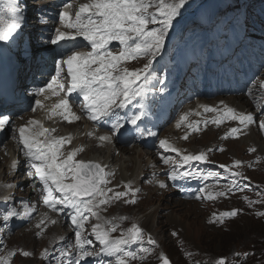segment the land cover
<instances>
[{"label": "snow or ice", "instance_id": "6c2138e0", "mask_svg": "<svg viewBox=\"0 0 264 264\" xmlns=\"http://www.w3.org/2000/svg\"><path fill=\"white\" fill-rule=\"evenodd\" d=\"M0 3L5 5V12L14 17L9 20L4 14H0V41L7 42L21 28L23 17L14 0H0ZM186 3L187 0H89L88 3L80 4L74 13L67 10L60 12L59 21L68 31L57 28L55 38L50 43H73L72 48L66 49L70 54L63 57L56 65V74L51 77L46 87L40 88L37 92V95H43L50 91L53 96L60 97L50 109L49 119L59 114L69 123L78 120L79 117L72 113L70 104L71 95L77 93L83 99V107L89 120L105 121L111 124L113 133L119 132L124 126L121 113L134 102L139 103L146 97V86L151 82L149 73L152 64L164 47L165 37L173 21ZM72 6L71 3L65 4L66 9H71ZM150 9L154 10L150 11ZM78 37L86 41L87 45L78 41ZM113 42L119 45L117 51L110 48ZM88 46L90 50L86 52L74 50ZM143 58L147 59V63L142 69L129 70L127 67H122L128 62ZM64 66L67 67V77L61 75ZM66 78H70L67 87L63 82ZM61 93L64 95L61 96ZM36 105L38 108L43 107L40 100L36 101ZM140 107H143L142 104ZM219 111L217 108L205 107V112L219 113ZM144 115L143 111L135 112L128 117L127 122L136 126ZM226 119L237 120L245 128L257 122L251 114L237 112L227 106L223 108V115L218 114L211 122L219 125ZM184 120H187V114L181 117V122ZM8 123V116H0V129ZM258 123L260 129L264 130V118ZM177 126L179 127V124ZM55 131L56 129L45 128L40 121L31 120L18 129L19 143L23 146L24 155L30 160V167L34 170L29 176L38 178L43 185L44 205L53 211H59L57 205H60L72 212L70 219L77 229L75 247L78 252L74 264H81L87 258L102 255L114 257L115 264H130L137 255L127 249L131 245H142L144 242L143 231L138 225L133 224L127 231L121 232L118 238H112V233L117 231L118 225L112 224L111 221L93 225L91 234L101 246L99 251L88 250L87 246L93 245V240L82 238V231L89 220L85 212L99 220V210L102 206L108 205L113 200L122 199L129 193L135 197L136 193L130 185L125 186L128 189L126 192H114L112 188L107 187L110 183L107 176L111 174L105 173L100 164L75 159L77 153L83 149H77L65 156L62 148L65 143H70V138L54 137L52 133ZM240 131V128H232L230 135L236 137ZM150 134L155 135V133ZM99 139L110 141L107 135L100 136ZM160 147L181 156L182 164L193 161L207 162L204 153L182 155L165 140L160 141ZM162 159L165 164L169 163L167 157ZM236 166H239V162ZM231 174L241 175L239 172ZM200 175L199 172H178L174 168L169 178L175 180ZM213 175L215 174H207L208 177ZM160 187L165 185L161 183ZM109 193L113 195L109 196ZM223 195L224 192H219L215 196L208 195L206 198L215 199L216 196ZM126 202L134 204L136 201L133 198ZM236 214L231 212L222 215L230 217ZM15 215L14 211H8L3 216V220L6 222ZM42 224H44L43 219L37 224V228ZM147 242L155 244L151 238ZM139 250L143 253L151 251L146 247H141ZM8 255L14 256L15 252H10ZM22 255L27 257L30 253L23 252ZM62 255L67 257L69 252L65 251ZM0 264H8L7 258L0 260ZM164 264H169V261L164 259ZM218 264H224V261L220 260Z\"/></svg>", "mask_w": 264, "mask_h": 264}, {"label": "bare ground", "instance_id": "6f19581e", "mask_svg": "<svg viewBox=\"0 0 264 264\" xmlns=\"http://www.w3.org/2000/svg\"><path fill=\"white\" fill-rule=\"evenodd\" d=\"M192 2L193 0H187L185 6L180 9L179 14H183L185 15V17L190 18ZM50 4L52 5V3ZM58 6H61V4L59 3ZM153 10L154 9H150V11ZM32 13L33 10L30 11V14ZM43 48H46L45 51L47 53L52 52V48L50 46H46ZM172 50V46L162 49L160 54L153 62L154 64L152 69L154 71L158 69L160 59H166L168 56H170ZM230 52H233V49H231ZM141 60L145 63L147 62L146 58H143ZM131 62L135 61L133 60ZM160 62L163 64L162 60ZM139 63L140 62L138 61L137 64ZM166 65L170 67L172 63L170 61H166ZM0 73L1 90L4 89V81L8 77L5 68L2 66L1 59ZM35 77V74L30 76V78H32L31 80H33ZM146 87H148V85ZM46 93H44L42 96L46 97ZM7 96L10 100V95L7 94ZM13 98H16V96H13ZM28 98L29 97H27V99ZM200 101L202 103L204 100L200 99ZM49 102L50 105H52L51 107H53V105L57 103L55 99H50ZM21 104H23V102H21ZM28 104L30 103H27V105ZM204 104L205 105L203 107L198 106V108H201L200 110H195L191 105H189L184 111H180V122H175L177 123V125L179 124L181 129L185 128L192 131V134L190 136H186V139L184 138L185 136L180 137L181 144H179L181 147H189L192 149L181 150L180 153L182 155H198L200 153H204L207 156V162L193 161L189 162L188 164H182L181 156L177 155L175 152H172V154L170 155V157L173 161H175L176 164L182 165L180 167L183 172H199L201 174L199 177H188L187 179L185 178V180H187L188 182L199 184L203 188L201 189L203 191L197 190L196 192H193L191 196L184 194L179 185H174L170 183V181H166V179L162 176V174H167L166 170L169 168V163L165 164L158 159L157 156L164 153L162 151H159L157 154L156 149L158 148V144L160 143L156 141L155 135L146 133L147 135H150V140L147 139L145 142V144H147L145 146L146 150L138 153L141 154V157L139 158L138 156L136 158L135 153H132L136 152L134 148L139 146L135 145L132 148H128L125 146V144L122 143L121 139L115 140V145L111 146V148L99 149L96 141H94L92 139V136L89 134L94 129V126H86L83 131L74 132V125H72V123H69L68 121L65 122V126L68 127L70 133H73L67 138H70V143L66 144H72V146L69 149H66L65 152H70L73 146L77 148V142L88 143V140H91L93 142L92 147L94 149H88V151L86 148L83 149L82 151L77 153L75 159L80 161L86 160L90 162H97L105 169V171L111 173V175L107 176V179L110 180V183L107 185V187L112 188L114 192H126L128 191V189L125 186L130 185L131 189L136 193L135 197H132L131 193H129L122 199L113 200L108 205L102 206L99 210L100 219L97 220V223L104 224V221H111L112 224L121 226L125 231H127V229L130 228L133 224H140L142 221L140 219V216L143 214V212L141 211V206L144 204V202L147 201L146 200L141 202L145 193H151L152 196L157 195L152 198V202L155 203V201L161 196V194L169 192L170 195L172 194L176 197V199L170 198L172 204H175L173 205V208L180 207L182 206L181 204H183V206L187 204L186 207L191 205L193 207L195 205L199 207L198 204L209 202V204L215 206V208L204 213L205 225L208 228H212L215 230H221L227 227L225 218L222 219V214L224 210L229 208H237L240 211L247 213V216H249V213L255 214L261 212L264 214V202L257 201L252 197L253 193L261 192L262 189H264V182H260L255 179V177L264 174V130L260 129L259 123H252L247 128H245L237 120L226 119L223 120L219 125L211 122L212 120L217 118L218 114L223 115L224 106L230 108L235 107L234 109L238 108L241 113L251 114L254 118V113L256 114L257 111L260 110L259 107L264 104V86L261 90H257L256 88H254L252 94H250L248 97H244L242 93H238L233 97H223V100L220 101H206ZM205 107L217 108L220 111L219 113L205 112ZM185 114H187V120L181 122V117ZM204 114L209 115V117L205 118ZM16 115L17 113H13L11 115L12 120ZM202 117L203 120H201ZM38 119L41 123L45 122L44 116H39L36 111L33 120ZM170 119L173 120L172 118ZM171 120L169 122H171ZM205 121H207V123H205ZM147 123L148 118L140 123L139 129H141L142 126H146ZM27 124L28 123H26V125ZM189 125H193V127H189ZM128 127L129 124H127V128ZM169 127H171V129H167L169 133L168 135H166L165 140L174 147V145H176L175 136H177L178 133L173 130H177L178 126L174 127L173 124H170ZM232 128L241 129L236 137L230 135ZM77 135L83 136L79 138V136ZM143 141L144 140L142 139V143H140L141 146L143 144ZM108 144L110 145V141H108ZM242 145H244V148L240 149ZM64 147L62 148L63 151ZM6 148L7 149L0 155V159L2 158L1 162L3 164V167H0V202H3L4 200L14 199V196H11L12 192L10 191V189L14 188V185H16L17 181H21L20 186H23L25 185V183H27L25 185V191L20 186L18 187V190H20L19 194H23L24 192L25 198L26 190H29V183H31L29 177H26L25 179L21 178L22 172L26 171L25 166L21 167L18 173L11 174V171L13 170V168H16V166L9 163V161L11 160V156H9V154L12 153V156H15V154H17V151H12V142H10L6 146ZM142 148H144V145L142 146ZM221 149L223 150L221 151ZM259 151L261 153H259ZM167 154L169 155V153ZM125 156H128V159L122 161V164H120L119 161L125 158ZM20 158L21 154L19 155V160ZM138 160L140 161L139 163H137ZM237 162H239V166H236ZM118 164H120L119 167L117 166ZM163 165L166 166V170L159 171L158 166ZM222 167H224V169H222ZM113 168L115 170H113ZM205 172L214 173L215 175L211 177L204 176ZM232 172H239L241 175L233 176L231 174ZM182 180L183 178L176 179V181H178L179 183H183ZM233 181H235V185H233ZM161 183H163L165 187H160ZM219 192H224L225 195L216 196L215 199L206 198L208 195L215 196V194ZM112 195L113 193H109V196ZM36 196V193L27 191V199L35 201ZM133 198L136 201L134 204L126 202L127 200ZM28 207L34 208L35 206L30 202L23 201L20 204V212L16 213V215L11 217L8 221L5 222L3 220V217H0V226H5V231L9 236L8 239H14L19 232L23 231L24 236L27 235L25 237L26 242H28L31 238V235L29 234L34 233L35 231L43 230V237H41L40 239L41 241L44 240V242H46V248H48L47 253L50 254L52 252H55V255L52 259L54 261V259L56 258L57 248L60 245L59 239L61 236L60 226L57 222V216L52 220H48L45 214L40 212L32 221H30L28 218V213H31L33 210L35 211V209L26 210ZM43 208L46 212L45 206ZM168 208L170 207H167L166 209ZM134 209L137 210L135 211L136 213L132 212V210ZM146 216L148 217V215ZM42 219L47 220L46 223L42 224L40 228H37V224H39ZM27 221L30 222L29 225L24 226V223H26ZM53 221H55V223H52ZM105 227H107V225H105ZM173 227H177L176 224ZM169 231L172 237L179 238V232L182 231V229L180 227H177L171 228ZM64 233V236L66 237L65 244H67L68 247V239L70 237L69 234H73V232L65 229ZM153 239L155 240L156 251H160V242H158L155 237H153ZM18 242L16 241L15 243ZM20 245H18L17 247H21ZM35 245L36 242L29 241L27 246H25V248L19 252L22 255L23 252H27V250H30L29 256L25 257L24 255H22L21 264H25V262L22 261L24 259H31L34 262L37 261V256L36 254H34ZM37 245L39 244L37 243ZM183 246L184 244L180 247V250L188 249L186 247L183 248ZM190 251L195 257L196 253H193L192 250ZM203 251L205 253H208L209 256L210 249L205 248L204 245ZM181 256L182 255L180 254L179 258H181Z\"/></svg>", "mask_w": 264, "mask_h": 264}, {"label": "rangeland", "instance_id": "374dc122", "mask_svg": "<svg viewBox=\"0 0 264 264\" xmlns=\"http://www.w3.org/2000/svg\"><path fill=\"white\" fill-rule=\"evenodd\" d=\"M214 0H193L192 2V9H191V17L187 18L185 17V20H192L193 14L196 17L198 12L203 16V18H207L210 16V14L215 11V24L211 28H205L203 25H193L187 27L185 24H180L179 21H173L172 28L170 33L168 35L171 36L173 39H166L164 44H172L177 47H180L183 49L186 47L190 42L193 40H198L201 42L205 39H200L202 37H208L209 35L214 37V43L216 46H220L221 51L224 53H227L228 49H234L236 53V57L241 55L243 59H245L244 63L249 68V70L252 71L253 74H255V77L252 79V82H255L253 86L255 87L258 85L257 89H261V86H259V83L262 79H264V0H250L249 4L247 5L243 0H215L216 2H213ZM14 2L18 5L20 4V15H22L23 19L21 20V28L17 30L16 33L13 34V37L10 38L9 41L3 42L2 45V51L6 50L7 48H12L15 52H21L23 48H26L27 45H29V42H27L28 35L26 34L21 40H17L18 43H20L19 47H15L13 44H11V41L13 39H18V37L22 36L23 33L32 32L34 31L39 22L38 20H41L45 16L48 15V13L45 11V2L40 3V0H14ZM44 8V9H41ZM33 10V13L30 14V11ZM0 14H4L7 19L11 20L14 17L10 13L5 12V5L3 3H0ZM34 16V17H32ZM228 19L230 23H232V26H234L235 29V35L232 36L231 32H229L227 29L223 28L220 25V22L222 19ZM227 22L223 23V26H226ZM26 27V29H23V27ZM159 25H156L158 27ZM190 30L189 34H186ZM207 30V31H203ZM179 31V34L177 35ZM203 32H206V36H203ZM234 39L235 42L232 40ZM238 40H244V43L240 45L239 48H241V52H238L237 49V41ZM239 61V59H238ZM140 63L137 64V62H128L127 64L123 65V67H127L129 70H136V69H142L143 66L147 63L143 61H139ZM132 63V64H130ZM244 73V71L242 72ZM155 77L157 78L158 85L154 86L152 88L153 92H155L157 95L153 96L152 98H149L147 105L149 107L152 106V101L155 98H159V96L165 92H167V87L164 86V79L159 75V69L155 71ZM261 76V77H260ZM259 77V79H258ZM253 87V88H254ZM248 88L246 89H253ZM245 93V92H244ZM218 95H212L210 97H206L209 100H217ZM247 97V96H244ZM204 101L202 103H205L206 99H203ZM43 104H48V102H43ZM139 103L136 102V105L138 106ZM201 101H196L193 103L185 104L184 106L181 105V108H185L187 105H195L197 107L196 110H198V106H200ZM137 106L134 107V109L137 108ZM145 103H143V109H144ZM37 105L33 107V109L25 116L23 117L22 121L17 127L19 129L22 126H25L26 123L31 121V119L34 118V114L37 109ZM260 110L256 113V121H258L259 117H264V106L259 107ZM41 109V108H39ZM43 111V109H41ZM180 111V110H179ZM133 109L127 112H123L122 115L124 117H129L131 114H133ZM44 116H48L47 122H49L51 119H49L50 112L43 111ZM60 123H58V126L61 128L62 126V118L60 117ZM55 120V119H53ZM39 121V119L37 120ZM128 121V119H127ZM103 121H100V124H102ZM124 123V126L122 128H125L126 123ZM89 123L83 124V127ZM108 126H110V129H95L93 133H98L99 136H109L112 141H115V136H120L118 132L113 133L111 129V124L105 122ZM51 125V124H50ZM76 132L77 130L82 131L81 129L74 128ZM171 129V127H170ZM173 130V129H172ZM174 131V130H173ZM167 132V133H166ZM67 133L65 128V134ZM168 131L166 128H164L162 131L156 134H161L160 139L165 140L166 135H168ZM178 135L176 137V149L179 151L192 148L189 147H181L179 144H181L180 137H183L182 135H186L188 133L186 132H177ZM11 139L10 142H12V145L14 144L13 150L17 151L16 156V171H19L20 167H23L21 164V161L23 159L22 155H24L23 146L19 144V132L12 131L9 133ZM79 138H81L83 135H77ZM130 139L132 140L131 135H129ZM125 138V137H124ZM123 138V139H124ZM166 141V140H165ZM203 142V141H201ZM103 146L104 144L101 143ZM129 144L126 142V145ZM3 145V144H2ZM93 142L91 140H88L87 142L80 143L77 142V148H72L73 151L77 149H94ZM76 148V149H75ZM244 148V145L240 147V149ZM2 149L4 147L0 146V155L2 154ZM158 150H156L157 154L159 151H162L161 147L158 145ZM264 149V148H263ZM134 150L137 152L135 153V157L139 158L141 157V154H138L140 152L145 151L146 149L142 147H136ZM66 152V155L71 153ZM80 152V151H79ZM259 153H261L259 151ZM18 154H21L20 161L18 159ZM131 154V155H132ZM12 155V153L9 154V156ZM4 156V155H2ZM8 156V157H9ZM159 159V155L157 156ZM169 158L170 156H164ZM128 159V156H125V158L121 159L119 161L120 164H122V161H125ZM140 160V159H139ZM137 161L139 163L140 161ZM2 158L0 159V167H3L2 164ZM86 161V160H81ZM10 163V161H9ZM97 163V162H92ZM99 164V163H98ZM118 164L117 166L119 167ZM25 166V165H24ZM26 169L30 166H25ZM224 168V167H222ZM164 167L158 166V170L162 171ZM113 170H115L113 168ZM105 171V170H104ZM14 171H11V174H15ZM27 172V171H26ZM28 173V172H27ZM105 173H108V171H105ZM29 174V173H28ZM111 174V173H110ZM21 178L24 179V177L21 175ZM256 180L260 182H264V174L259 175L255 177ZM15 184V182H14ZM21 185V181H17L16 185H14V188H11L10 191L12 192L11 196L17 197L20 196L24 197L23 194H19L20 190H18V187ZM25 191V185L20 186ZM16 193V194H15ZM154 193V192H152ZM157 195H153L151 193H145L144 197L141 202H144V204L141 206V211L143 214L140 216V219L142 220L138 226L143 231L144 240L147 242L149 238H151L153 241V237L156 238L158 242H160V251H156L155 244H151L154 249V254L151 257H154L155 260H151V257L146 261L145 256L141 257L140 262H132L131 264H159L164 258H168L172 264H218L220 260L224 261V264H264V214L263 213H249L248 214L240 211L237 208H229L223 211V213H231L236 212L237 214L235 216H223L222 219L225 218L227 227L221 230H215L212 228H208L205 225V215L209 210H213L215 206H212L209 204V202L201 203L195 205L194 207L187 206L181 204L180 207L173 208L172 201L170 198L176 199L174 195H170L169 192L161 194V196L155 201V203L152 202V198H154ZM252 197L257 201L264 202V189H262L261 192L253 193ZM183 202V201H182ZM181 202V203H182ZM3 205V204H2ZM0 205V206H2ZM180 205V204H179ZM167 207H170L166 209ZM137 210H132L133 213H136ZM148 215V217L146 216ZM150 216V217H149ZM96 218V217H95ZM159 223V224H158ZM95 224V220L92 222V226ZM176 224L177 227H180L182 231L179 232L180 239L174 238L170 234L171 228H177L173 227ZM121 232H125L124 228L121 226L117 227V231L112 233V237L118 238L121 234ZM157 232V233H156ZM31 235V238L29 241L36 242L34 254L37 256V261L34 262L31 259H24L22 260L25 262V264H46L45 263V255H47L46 248V242L44 240L41 241L40 237L37 236V231L34 233L29 234ZM27 236V235H26ZM24 232H19L14 239H6L4 240L0 239V253H1V259L7 258L8 264H19L21 263L22 255L19 253L22 251L25 246L29 243L26 242ZM181 240V241H180ZM18 243H15V242ZM41 242V243H40ZM37 243L39 245H37ZM148 243V242H147ZM21 244V245H20ZM26 244V245H23ZM183 246L188 249H182L180 250V247ZM20 245L21 247H17ZM203 245H206L210 248V253L208 256V253H205L203 251ZM193 251V253H196V256L194 257L190 250ZM12 250V251H11ZM182 251H185L184 254H181ZM10 252H15L14 256H9L8 254ZM29 253L30 250H27ZM19 254V255H18ZM180 254L182 255L181 258ZM19 256V257H18ZM20 258V259H19Z\"/></svg>", "mask_w": 264, "mask_h": 264}, {"label": "trees", "instance_id": "16d2710c", "mask_svg": "<svg viewBox=\"0 0 264 264\" xmlns=\"http://www.w3.org/2000/svg\"><path fill=\"white\" fill-rule=\"evenodd\" d=\"M205 246V248H207V249H210L209 247H207L206 245H204Z\"/></svg>", "mask_w": 264, "mask_h": 264}, {"label": "water", "instance_id": "95a60500", "mask_svg": "<svg viewBox=\"0 0 264 264\" xmlns=\"http://www.w3.org/2000/svg\"><path fill=\"white\" fill-rule=\"evenodd\" d=\"M163 264H164V262H163Z\"/></svg>", "mask_w": 264, "mask_h": 264}]
</instances>
